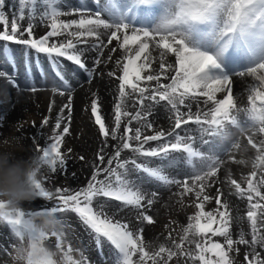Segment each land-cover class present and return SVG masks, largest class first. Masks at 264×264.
Returning <instances> with one entry per match:
<instances>
[{
	"label": "snow or ice",
	"instance_id": "obj_1",
	"mask_svg": "<svg viewBox=\"0 0 264 264\" xmlns=\"http://www.w3.org/2000/svg\"><path fill=\"white\" fill-rule=\"evenodd\" d=\"M91 2L94 8L73 6L64 11L66 0L64 3L62 0H0V25L3 26L0 41L24 46L26 76H31L29 50H34L37 56L46 55L54 80L65 89L71 88L68 76L74 74L67 73L61 58L78 66L90 82L100 64L111 62L112 53L117 50L110 49L107 59L102 60L104 48L115 41L122 52L115 61L120 75L117 76L115 69L108 73L119 81L111 128L101 115L98 100L93 99L91 103V113L105 145L108 139L118 141L107 166L96 167L87 185L75 192L56 188L54 194L39 179L34 197L46 202L56 199L59 204L43 211L26 212L19 208L15 212H0V222L10 227L19 245L25 241L32 245L45 244L49 234L37 232L31 218H57L58 213L70 210L94 237L98 251H102L105 242L111 246L114 264H170L178 255L191 264H236L233 254L239 255L240 245L248 249L244 254L246 264H264V0ZM6 5L13 9L10 16ZM69 16L74 18H62ZM37 20L47 28L46 34L39 38L34 36ZM105 35L107 44L103 40ZM60 37L64 39H54ZM89 51L97 53L92 67L86 63ZM3 53L13 73L0 70V77H7L9 83L17 86L18 70L12 50L5 45ZM169 57L174 62H169ZM157 62L158 70L154 68ZM234 77H251L255 81L247 88L245 108L238 107L234 98ZM40 78L45 82L49 78L42 68ZM27 88L37 91L34 77ZM56 90L54 87L53 91ZM218 94L223 97L218 98ZM200 97L204 98V109L197 105L193 112L190 102ZM129 99L135 111L128 110ZM161 102L171 113V127L146 135L144 130L154 127L149 120L153 107ZM64 107L70 119L71 96ZM241 112L245 114L243 120L238 115ZM63 118L62 114L58 117L56 129L61 127ZM3 119L0 116V128L4 126ZM43 123L46 125L48 120ZM133 124L138 126L133 128ZM190 124L197 126L198 135L190 134L191 130L186 127ZM229 130H234L231 135ZM68 132L65 126L63 134H57L54 142L36 149L41 152L37 158L42 166L52 172H56L58 165L61 168L65 165L60 146ZM206 135L215 139H205ZM241 140H246L247 146L255 150L252 170L242 182L230 173L221 181L234 189V195L247 201L250 230L245 233L241 229L234 239L233 216L227 201L222 200L224 193L217 188L213 198L208 189L219 180L224 163L222 155L231 153ZM150 142L157 143L151 146ZM205 145L209 146L208 150H204ZM125 150L135 156L121 160ZM174 154H179L180 165L184 166L182 175L169 171L170 167H180L171 164L176 160ZM139 157L145 158V162H137ZM153 158L160 162L153 163ZM98 159L103 164L105 156L99 154ZM134 172L146 174L160 187L177 186L182 197H194L192 206L196 211L188 218L179 242H173L175 250L161 245L157 251H148L142 229L134 231L127 222L115 219V212L108 214V201H116L124 209L135 210L138 220L154 223L148 209L158 192L145 191L139 176L133 178ZM213 199L217 208L206 211L205 204ZM57 221L58 229L52 236L57 237L55 247L61 258H56V252L45 251L36 264H88L83 252L80 259H74L71 247L64 250L60 242L63 224L61 219ZM217 238H222V242ZM28 264H32L31 258Z\"/></svg>",
	"mask_w": 264,
	"mask_h": 264
},
{
	"label": "bare ground",
	"instance_id": "obj_2",
	"mask_svg": "<svg viewBox=\"0 0 264 264\" xmlns=\"http://www.w3.org/2000/svg\"><path fill=\"white\" fill-rule=\"evenodd\" d=\"M64 3V0H62ZM73 6H81V7H90L94 8V4H92L91 0H66L65 7L62 10L67 11ZM6 12L11 15L13 9L6 5ZM64 19H71L74 17H62ZM27 20L23 22L24 26L27 25ZM39 21V20H38ZM38 24V23H37ZM34 29V32H37L39 29L41 30V23L37 25ZM59 40H63L64 37L56 38ZM104 43L107 44V36L103 37ZM94 41H90L93 43ZM11 43V42H8ZM117 48L116 52L112 53V61L104 64L101 63L100 66L96 69V74L94 78L88 82L86 76L81 72V70L77 67L74 68V73L70 72L66 66H63L67 73L74 74L69 75V82L71 85L70 89H65L63 85L54 80L53 74L49 66L41 65L43 71L48 73V80L45 82L41 80L40 76H36L35 71L39 69V66H33L37 63H31L33 67H31V76H26L24 62L16 61V67L18 70L17 86H13L8 82L7 77H0V98L2 99L0 103V112L6 108V122L10 123L9 126L15 130L18 125H20L21 130L18 133L23 132L26 135H34L37 138V133L39 131V135L42 140L47 143L54 142V137L57 134H63V128L65 126L72 127V130H78V134L81 133L82 137L78 142L69 143V138L64 135V140L60 146L61 155L65 159V163L70 166L71 170L68 171L67 176L64 178L63 182L59 179V183L62 182L64 186L72 187L77 185V183L83 178L86 172L95 166L96 163L99 162L98 156L99 154H103L104 156L108 153V151L115 146L118 141L108 139L107 144L104 143V138L102 139H91L85 132H80L83 124L86 123L87 120L92 122L95 120L93 116H89L86 118L85 113H91V103L93 99L98 100V104L100 106L101 115L105 119V123L111 128L114 125V105L116 103L117 92L114 93L113 90V80L112 77L108 75L110 71L116 70L117 76L120 75L119 69H116L115 61L117 58L121 57L122 52L117 47L115 41L111 45H108L104 48L102 60H106L109 56L110 49ZM0 49L1 45H0ZM12 53L15 58V54H18V50H20V55L23 56L24 50H21L19 45L11 44ZM35 54V53H34ZM97 55L95 51H89L86 54V63L89 67L93 66V58ZM155 55V53H154ZM169 62H174V58L169 57ZM63 64H67L70 67H74L70 62H64ZM154 68L158 70L159 65H154ZM0 70L5 71L8 74L13 73V68L9 62L5 59L3 55V51L0 50ZM172 73H168L171 75ZM34 77L35 81L38 85L37 91L32 92L27 88V85L30 82V79ZM116 81L117 79L113 77ZM168 82V81H165ZM255 81L251 77H234L233 78V95L236 99L237 105L240 108H245L248 106L247 104V88L250 84ZM56 88V91H53V88ZM63 91L64 95H60V92ZM69 96H71V117L69 119L68 109L64 106L69 103ZM44 98L45 101L40 102V99ZM223 94H218V98H222ZM35 99H38L37 102ZM203 97L198 98L196 101H191L193 112L196 111L197 105H199L202 109H204ZM148 102H146L147 104ZM14 105L13 107L10 105ZM133 101L129 99L127 101V107L129 111H135L132 107ZM206 110V109H205ZM9 111V112H8ZM54 113V114H53ZM63 115V120L60 121L61 127L56 129L55 125L58 121V117ZM239 118L241 120L245 119V114L243 112L239 113ZM171 113L169 112L167 106L161 102L159 105H155L152 110V115L149 117V120L153 123V130H144V134L151 135L153 131L163 130L168 123L171 121ZM47 119L48 123L45 125L43 121ZM133 128L138 126L136 124L132 125ZM171 125L165 129V131L169 130ZM191 130L192 135H198L196 131L195 125L186 126ZM9 130V129H8ZM234 130H229V134L231 135ZM11 130L8 131L10 133ZM121 133H123V126L121 128ZM69 135H72L70 132ZM87 135V136H86ZM18 136V135H16ZM33 137V136H32ZM34 138V144L36 146L37 141ZM40 138V139H41ZM40 139L38 140V145ZM205 139H215L210 138L207 135ZM49 142H48V141ZM151 146H155L157 142H150ZM68 144V148H64V145ZM204 150H208L209 146H203ZM101 149H103V153H101ZM32 148H25L19 156H29L31 154ZM70 150V153L66 156L65 153ZM176 155V160L171 161L173 166L180 165V156ZM232 157V158H230ZM255 158V150L251 149L250 146H247L246 140H241L236 147L232 149V152L226 155H222V159L224 163L221 166V170L219 173V180L213 186V189L220 188L224 193L222 200L227 201L229 204V209L233 216V224L240 219H245L243 216H246L247 212V201L242 200L236 195H234V189H231L227 183H221L224 180L227 174H231L232 178L237 179L242 182V175H245L247 172H250L252 161ZM145 161V158L142 159ZM152 162H160L153 158ZM183 165L180 167H170L169 171H172L173 175L183 174ZM138 174L133 173V178H135ZM247 176V174H246ZM140 178V177H139ZM141 180V178H140ZM147 191L155 190L158 192V195L155 197V201H170L172 199L177 198L178 193L181 191L177 186L170 187H160L155 182L148 181ZM75 189V188H73ZM211 188L208 189V191ZM169 197V198H167ZM108 205L116 206L117 203H113L108 201ZM121 206V205H120ZM217 208L215 204V199L205 208L206 211H213ZM109 209V208H108ZM195 207L188 209L181 213L180 222H181V230L183 235V228L186 227L189 222V217L195 213ZM247 220V218H246ZM247 230L245 233L249 232V223L247 221ZM144 240L145 247L148 251H157L158 248L163 245L166 247H171L169 243L163 241V239H151L149 236H142ZM250 239V237H248ZM246 250L247 247H246Z\"/></svg>",
	"mask_w": 264,
	"mask_h": 264
},
{
	"label": "rangeland",
	"instance_id": "obj_3",
	"mask_svg": "<svg viewBox=\"0 0 264 264\" xmlns=\"http://www.w3.org/2000/svg\"><path fill=\"white\" fill-rule=\"evenodd\" d=\"M37 23L40 24L38 20L36 21V24ZM2 30H3V26L0 25V31ZM46 30H47L46 25L42 24L41 30L39 29L37 32H34L35 38H39L40 36L45 35ZM11 44L16 45L13 42L8 43V42L0 41V45L2 48L0 50L3 51L5 45L11 48ZM19 47L21 50H24L23 45H19ZM18 51H19L17 52L18 54H15V59L20 61V58H21L20 50ZM30 51H33V54L35 53L34 50H30ZM37 57H38L37 58L38 63L33 66L40 67L39 69L35 71L36 76H40L41 65H44L47 67L50 65V63L45 54H39ZM61 61L62 63L69 62L65 60L64 58H61ZM72 65L74 67H70L67 64H63L62 66H66L70 72L74 73L75 71L74 68H77L78 66L74 64ZM33 66L31 64V67ZM112 80H113V90H114V93H116L118 89L119 81L118 80L116 81L113 77H112ZM37 100L38 99H35L36 102ZM1 101L2 99L0 98V103ZM43 101H45V99L41 97L40 102H43ZM10 106L13 107L14 105L11 104ZM6 113H7L6 108L3 110V112H0V116L4 117L2 121L4 126L3 128H0V132H2L3 135L0 136V140L5 139L9 135H15V136L18 135V137L22 138L24 149L26 147L33 149L29 156L38 157L39 155H41V152L36 151V149L37 148L42 149L44 146H47L50 142L47 140L49 142L47 143L46 141L42 140L41 136L39 135V131L37 133V138H36L34 137V135L29 136V135L23 134V132L18 133L21 130L20 125H18V127L15 130H13L9 126L10 123L6 122L7 121L6 115H5ZM85 114H86V118H88L89 116L90 117L92 116L89 113H85ZM171 124H172V121H170L163 130L168 128ZM68 128H69V132L67 134H64L67 138H69L68 142L72 143V142L80 141L82 134L81 133L78 134V130L76 129L72 130V127L70 126H68ZM8 129L11 130L10 133H8L9 131ZM70 132L72 133V135H69ZM80 132H85V133L87 132L86 134L93 140L104 138L100 134L99 126L95 123V120L93 122L92 120L91 121L87 120L86 123L83 124V127L81 128ZM34 138H36V141H37L36 146L34 144ZM39 139H40L39 143L41 145H38ZM64 148L67 149L68 144L64 145ZM114 151H115V146H113L108 151V153L105 155V161L103 164H101L100 161L96 163L94 167H92L86 172V174L77 183V185H74L72 187H67L62 184L64 178L67 176L68 171L71 170L70 166L67 165L66 163L63 168H61L58 165L56 172H52L50 168H48L47 166H43L41 168V173H40L39 178L42 181V183H44L45 187L48 188L50 191H53L54 194H55L56 188H60L61 190L67 188L71 192H75L87 185L96 167L104 168L107 166V159L114 154ZM20 153L21 152L17 154L19 155ZM68 153H70V150H68L65 153V155L67 156ZM29 156L23 155L22 157L27 158ZM134 156L135 154L125 150L122 152L121 160H130ZM142 159L144 158L142 157L137 158V162H145ZM153 163H158V162H153ZM170 172L172 173V171ZM248 173L249 172H247L246 174ZM246 174L242 175V178L246 176ZM138 176L141 178L140 182L142 183L143 189L147 191V188H148L147 185H148L149 178L146 176V174H143V173H139ZM100 178L103 179V176H101ZM59 179L62 181L61 183L58 182ZM208 194L214 198L216 196V189H213V187H211V190L208 191ZM178 195L179 196L177 198L172 199L170 201L163 200L162 202L155 201L153 203L151 208L148 209V214L151 215L154 220V223L152 224H147L146 222L138 220L135 210L124 209L120 206V204L116 206L111 205L108 209V214L112 215L113 212H115V219L120 220L122 222H127L132 230L137 231V230L142 229V236H149L151 239H163V241H165L166 243H169V245H172L171 247L175 250L173 242L175 241L178 243L180 237L182 236L180 215L182 212L194 207L192 206L193 200H194L193 196L188 195V196L182 197L180 195V192L178 193ZM101 199H106V198H101ZM111 202L117 203L114 201H111ZM211 202H207L205 204V208H207ZM58 204H59V201L56 199L46 202L44 201L43 198L34 197L30 202H25L21 208L26 212L43 211L46 208L57 206ZM243 217L245 218L246 216H243ZM57 218L61 219L62 224H63V228H62L63 235H61L60 237V242L62 243V246L65 251H67L69 247L73 249V252L71 254L73 255L74 259H80L81 258L80 253L83 252L84 255L88 259V264H114L115 254L111 246L107 242H105L103 244L102 251H98L97 245L94 242V237L90 234L89 230H87L85 226H83L77 214L68 210L64 213H58ZM247 226L248 224H247L246 218L236 221L235 224H233L232 226L233 238L235 239L238 237V233L240 232L241 229H243V231L246 232ZM217 239H220L222 242V238H217ZM56 243H57V237L49 234L48 239L45 241V245L46 247L49 248L50 251L56 252L57 253L56 258L60 260L62 254L59 252V250L56 249L55 247ZM18 246H19V242L15 241L14 237L12 236L10 227L4 224L3 222H0V264H16V261L14 260V253H15V249ZM239 247H240L239 255L233 254L236 260V264H246V262L244 261V254L247 251L246 246L240 245ZM170 264H191V262L186 261L182 256L178 255L177 257L173 258Z\"/></svg>",
	"mask_w": 264,
	"mask_h": 264
},
{
	"label": "clouds",
	"instance_id": "obj_4",
	"mask_svg": "<svg viewBox=\"0 0 264 264\" xmlns=\"http://www.w3.org/2000/svg\"><path fill=\"white\" fill-rule=\"evenodd\" d=\"M24 150L21 137L9 135L0 140V204L3 205L0 212H15L34 198L43 166L36 156L25 158L17 154ZM31 222L37 232L53 235L58 229L55 216H34ZM45 251L50 250L44 243L32 245L25 241L15 249L14 260L16 264H28L31 258L32 264H36Z\"/></svg>",
	"mask_w": 264,
	"mask_h": 264
}]
</instances>
